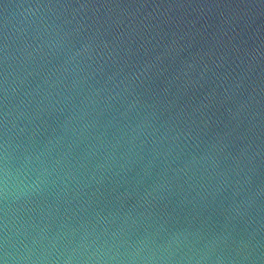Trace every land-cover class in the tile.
<instances>
[{
	"label": "water",
	"instance_id": "1",
	"mask_svg": "<svg viewBox=\"0 0 264 264\" xmlns=\"http://www.w3.org/2000/svg\"><path fill=\"white\" fill-rule=\"evenodd\" d=\"M8 226L73 264L172 235L264 264V0H0V253Z\"/></svg>",
	"mask_w": 264,
	"mask_h": 264
},
{
	"label": "clouds",
	"instance_id": "2",
	"mask_svg": "<svg viewBox=\"0 0 264 264\" xmlns=\"http://www.w3.org/2000/svg\"><path fill=\"white\" fill-rule=\"evenodd\" d=\"M11 145L6 137L4 145H3V193L5 199L9 201L10 197H13L12 193V183L11 177L12 172L10 169V149ZM34 158L31 155L26 157L27 161H32ZM35 159H38L35 158ZM48 172L47 168L41 169V176ZM41 182V177H37L35 180H30L27 184V187L31 188L36 184ZM23 194L22 190H18ZM14 198V197H13ZM90 233L85 232L81 237V240H87ZM39 237L33 239L32 243L21 242L20 245L14 242L13 233L10 230V226H8V233L3 245L2 253H0V264H35L37 259L47 260L50 259L53 254L56 256H65L64 264H73V261L77 259L78 254L80 252L81 245H77L72 248H65L62 251L57 249V239L56 237L50 238L49 245L41 247L39 249L35 248L33 245L37 243ZM176 244L177 247L175 250L172 249V245ZM87 246H85L86 250ZM148 248V251L145 255L141 256V252ZM104 250L97 246V251L91 253V255L96 256L97 252H103ZM188 252H191L192 255H189ZM177 253H181V241L180 237L177 235L170 236L167 240H164L158 244H152L149 246L146 242H141L139 246H134L131 249H125L123 255L127 256L128 259L132 262L137 261L138 259L141 261L152 262V264H156L157 261H172V260H192L196 259L197 264H201V261L209 260L211 256V252L200 251L199 255H197L196 251L189 249L187 252L181 253L177 256ZM106 254V253H105ZM116 255H121V253L117 252ZM99 258V257H97ZM114 257H109L112 259ZM216 262L223 261L225 258L222 255L216 256Z\"/></svg>",
	"mask_w": 264,
	"mask_h": 264
}]
</instances>
